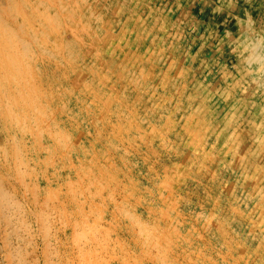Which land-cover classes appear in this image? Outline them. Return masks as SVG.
<instances>
[{"label":"rangeland","instance_id":"1","mask_svg":"<svg viewBox=\"0 0 264 264\" xmlns=\"http://www.w3.org/2000/svg\"><path fill=\"white\" fill-rule=\"evenodd\" d=\"M0 25V264H264V0Z\"/></svg>","mask_w":264,"mask_h":264},{"label":"bare ground","instance_id":"2","mask_svg":"<svg viewBox=\"0 0 264 264\" xmlns=\"http://www.w3.org/2000/svg\"><path fill=\"white\" fill-rule=\"evenodd\" d=\"M26 1H27V0H26ZM16 2H17V1H16ZM24 2H25V1H24ZM17 3H18V2H17ZM29 5H30V4H29ZM2 6H3V5H2ZM15 6H16V5H15ZM40 6H41V5H40ZM19 7H20V6H19ZM1 9H3V8H1ZM21 9H23V8H21ZM6 10H7V7H6ZM4 11H5V10H4ZM9 11H10V9H9ZM9 11H8V12H9ZM19 11H20V10H19ZM20 14H21V13H20ZM21 15H23V14H21ZM8 18H9V17H8ZM6 19H7V18H6ZM2 20H3V19H2ZM29 22H31V21H29ZM3 23L5 24V22H3ZM14 25H15V24H14ZM0 26H1V25H0ZM16 26H17V25H16ZM8 27H10V26H7L6 28H8ZM25 27H26V26H25ZM2 28H3V27H2ZM2 28H1V29H2ZM38 28H39V27H38ZM10 29H11V31H12L13 28H10ZM19 29H20V28H19ZM2 30H3V29H2ZM5 30H6V29L4 28L3 31L5 32ZM20 30H21V29H20ZM51 30H52V29H51ZM8 32H9V31H8ZM9 33H10V32H9ZM13 33H14V32H13ZM4 34H5V33H4ZM15 36H16V35H15ZM19 36H21V35L19 34ZM22 37H23V36H22ZM22 37H21V38H22ZM24 37H25V36H24ZM5 38H6V35H5ZM19 39H20V38H19ZM19 39H17V40L20 41ZM25 39H26V38H25ZM17 40H16V42H18ZM26 40H27V39H26ZM7 41H8V43H9V40H7ZM10 41H11V40H10ZM28 42H29V41H28ZM20 43H21V42H20ZM17 44H18V43H17ZM21 44H22V43H21ZM21 44H20V45H21ZM18 45H19V44H18ZM20 45H19V46H20ZM24 45H25V44H24ZM21 46H23V45H21ZM0 47H1V46H0ZM15 48H16V47H15ZM17 48H18V47H17ZM9 50H10V49H9ZM14 51H16V50H14ZM14 51H13V52H14ZM17 54H18V53H17ZM45 57H46V56H45ZM5 58H6V57H5ZM64 60H65V59H64ZM5 61H7V60H5ZM2 66H3V63H2ZM9 68H10V67H9ZM13 71H14V70H13ZM14 72H15V71H14ZM12 73H13V72H12ZM15 73H16V72H15ZM7 77H8V76H7ZM9 83H10V82H9ZM8 86H9V85H8ZM2 106H3V105H2ZM15 108H16V107H15ZM4 110H5V109H4ZM108 186H109V185H108ZM117 212H118V211H117ZM125 215H126V214H125ZM105 233H106V232H105ZM79 239H80V238H79ZM91 250H92V249H91ZM93 250H94V249H93ZM94 252H95V251H94ZM24 264H25V263H24Z\"/></svg>","mask_w":264,"mask_h":264}]
</instances>
